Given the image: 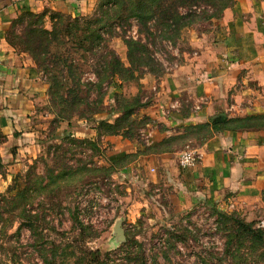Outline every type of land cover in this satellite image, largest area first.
<instances>
[{
	"label": "rangeland",
	"instance_id": "1",
	"mask_svg": "<svg viewBox=\"0 0 264 264\" xmlns=\"http://www.w3.org/2000/svg\"><path fill=\"white\" fill-rule=\"evenodd\" d=\"M203 27V23L198 24V28ZM128 33H135L133 25ZM188 36L186 30L185 40L180 39L170 48L172 58L169 62L163 59L167 64L165 72L182 61L183 51L192 49ZM110 45L126 61L122 39L115 36ZM83 69V77L92 75L87 65H83ZM145 74L148 73L142 77ZM151 84L141 79H114L108 86L102 112L90 118L72 116L68 123L55 118L47 100L38 101L30 122L32 126L37 125L38 136L34 139L38 145L18 171L8 170L0 158V194L14 193L22 188L28 172L42 183L55 180L54 188L59 185L58 188L51 186L52 191L39 192L35 199L41 200L38 207L45 208L46 225L55 227V230L44 228L43 231L50 240L61 245V253L73 248V242L76 252L88 248L99 249L102 257L107 253L111 264H264V241L238 236L239 230L232 225V219L251 222L253 228L262 230L264 240V225H258L264 218V194L243 208L234 206L226 198L214 200L205 196L188 202L184 192L174 188L173 184H165L168 180H153L158 173L168 174L165 166L155 164L152 167L141 155L150 152L145 149L153 135L146 131L148 124L136 128L137 139L97 137L93 127L96 120H112L118 114L115 91L127 98L139 95L141 100L151 103L155 95ZM189 101L184 100L182 112L189 110ZM219 109L207 120L223 114L253 113ZM142 115L145 113L138 109L136 116ZM152 122L151 117L148 123ZM90 127L95 130L92 136L85 134ZM4 136L0 131V144ZM199 144L192 137L173 142L180 151ZM134 147L142 148L134 150ZM180 151L176 154L177 162ZM76 220L87 227L80 228ZM126 237L140 241L141 246L126 247ZM29 239L28 231L23 228L20 243H16L18 257L27 264L34 261L42 264L36 253H31ZM50 244L47 242L46 245ZM126 251H130L127 255L132 257L128 262L121 259ZM71 259V256L66 257L67 261Z\"/></svg>",
	"mask_w": 264,
	"mask_h": 264
},
{
	"label": "crops",
	"instance_id": "2",
	"mask_svg": "<svg viewBox=\"0 0 264 264\" xmlns=\"http://www.w3.org/2000/svg\"><path fill=\"white\" fill-rule=\"evenodd\" d=\"M96 2L0 0V131L5 135L0 158L8 170H20L38 145L34 139L37 125L30 122L36 103L48 100L47 83L31 56L6 39L12 19L24 9L83 15L92 12ZM203 25L188 28L192 49L183 51L180 63L159 77L148 73L140 78L155 88L154 99L140 108L154 121L147 123L146 131L153 134L149 144L183 131V125L207 120L219 108L231 113L264 111V0H234L220 18ZM184 100H190L191 105L182 112ZM94 132L90 127L85 134L92 136ZM195 149L200 157L193 167L179 166L176 154L180 148L141 155L152 167L165 166L168 175L158 173L153 180H168L165 184L184 192L188 202L205 196L226 198L243 208L261 199L264 129L216 132Z\"/></svg>",
	"mask_w": 264,
	"mask_h": 264
},
{
	"label": "trees",
	"instance_id": "3",
	"mask_svg": "<svg viewBox=\"0 0 264 264\" xmlns=\"http://www.w3.org/2000/svg\"><path fill=\"white\" fill-rule=\"evenodd\" d=\"M234 0H97L91 13L72 15L51 9L21 10L12 19L6 31V39L17 50L27 52L47 83L48 103L55 118L67 120L72 116L90 118L103 111L108 86L114 79L138 80L144 73L161 76L172 58L170 48L184 39V32L193 25L211 22L222 16L225 8ZM135 33H128L131 26ZM118 36L125 44L124 61L110 45ZM161 56V57H160ZM83 65L92 75L83 77ZM118 113L112 120L98 119L94 124L97 137L121 135L138 138L139 126L151 121L148 114L136 116L137 110L148 104L139 95L127 98L118 91L114 93ZM264 129V111L244 115H221L183 126V131L161 138L146 150L159 153L172 151L173 142L191 137L203 143L216 132L223 130ZM87 141V140H86ZM88 141H93L88 139ZM94 142V141H93ZM25 185L14 193L0 194V264H27L17 253L21 231L29 233L28 246L36 253L42 264H111L107 253L102 257L99 249L74 250L61 253V245L52 241L44 228L47 213L36 201L39 192L58 188L55 180L42 183L27 174ZM54 182V183H53ZM53 187V189L51 188ZM45 222V223H42ZM80 228L86 224L76 220ZM238 236L251 241H264L262 230L252 227L251 222L232 219ZM15 225V228L13 226ZM50 242V245H46ZM126 247L140 241L126 237ZM121 259L131 260L127 254ZM71 256L70 261L66 257ZM141 259L140 256H137ZM33 264H40L34 261ZM113 264V263H112ZM119 264V263H115ZM129 264V263H125Z\"/></svg>",
	"mask_w": 264,
	"mask_h": 264
},
{
	"label": "built area",
	"instance_id": "4",
	"mask_svg": "<svg viewBox=\"0 0 264 264\" xmlns=\"http://www.w3.org/2000/svg\"><path fill=\"white\" fill-rule=\"evenodd\" d=\"M199 157L200 152L197 151L195 148H184L179 153L178 162L179 165L182 167H193L198 162ZM258 225H264V218L260 219Z\"/></svg>",
	"mask_w": 264,
	"mask_h": 264
}]
</instances>
